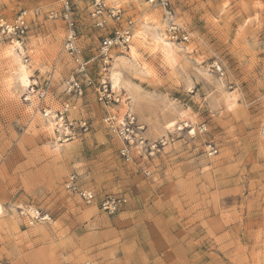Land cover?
Wrapping results in <instances>:
<instances>
[{
  "label": "rangeland",
  "instance_id": "rangeland-1",
  "mask_svg": "<svg viewBox=\"0 0 264 264\" xmlns=\"http://www.w3.org/2000/svg\"><path fill=\"white\" fill-rule=\"evenodd\" d=\"M70 2L82 57L92 59L117 24L104 18L99 28L91 0ZM104 2L132 29L143 14L157 20L154 31L176 54L165 64L159 51L140 50L154 74L124 70L141 110L123 103L145 141L128 159L103 122L108 113L121 121L123 105L63 90L75 63L65 23L50 16L61 2L0 0V20L23 23L15 48L32 66L34 89L19 87L4 55L16 43L0 37V264H264V0H169L170 16L148 0ZM65 104L75 124L69 141L39 111ZM72 175L95 203L65 189ZM107 196L126 200L115 216L99 208ZM35 212L47 218L31 219Z\"/></svg>",
  "mask_w": 264,
  "mask_h": 264
},
{
  "label": "built area",
  "instance_id": "built-area-1",
  "mask_svg": "<svg viewBox=\"0 0 264 264\" xmlns=\"http://www.w3.org/2000/svg\"><path fill=\"white\" fill-rule=\"evenodd\" d=\"M61 2V12L51 13L53 19L60 18L66 25V39L64 43L65 52L75 63L73 74L63 84V90L74 97L81 98L86 91L94 93L96 100L105 107H118L124 105V96L122 91H117L108 77V71L111 67L113 50L123 51L126 50L131 41V27L133 23L127 20L123 24L122 13L118 9L107 8L104 0H91L92 17L97 18L96 26L99 28L104 27L105 19H109L117 24L114 30L104 36L99 44L98 52L92 59H84L81 54V49L77 44L76 23L73 18L72 4L70 0H59ZM153 6L163 8L167 16L171 15L169 7V0H148ZM105 18V19H104ZM177 27L172 23L171 30L176 31ZM24 27L23 23L7 24L0 20V37H9L12 42L17 46H22ZM96 62V63H95ZM96 64L97 74L96 77L91 74L93 66ZM46 97V92L40 90L37 94V100L41 103ZM69 105L65 104L63 107L52 112L47 107L40 106L39 111L44 117L55 121L56 125L62 129L63 137L67 141L74 138L75 124L68 119ZM117 113H108L103 119V122L117 134L118 138L122 141L123 147L120 154L128 159L129 147L134 144L143 145L144 139L140 135L143 127L140 126L135 116L130 110L125 111L122 120L117 119ZM79 127L85 133L88 127L85 122L79 123ZM151 151L155 145L149 147ZM65 189L70 193L77 196L85 204L96 202L95 194L89 190L84 189L77 184L75 175H72L65 182ZM126 203L125 199H117L110 196L104 197L98 202L101 211L110 216H115ZM37 214V215H36ZM47 216L35 215L31 219L44 221Z\"/></svg>",
  "mask_w": 264,
  "mask_h": 264
},
{
  "label": "bare ground",
  "instance_id": "bare-ground-1",
  "mask_svg": "<svg viewBox=\"0 0 264 264\" xmlns=\"http://www.w3.org/2000/svg\"><path fill=\"white\" fill-rule=\"evenodd\" d=\"M140 1L141 0H135V3H139ZM156 27L160 28V25L157 23V20L152 18L150 20L147 16H145V14L141 15V19L138 20V22H136L133 29L131 27L132 29L131 41L128 44L127 50L124 51L123 53L119 51H115V52L112 51L111 53L113 59L111 61V67L109 68L108 71V77L111 80L113 88L117 91H119L121 87L125 88L127 91V95L129 97L127 96L128 98L124 99L125 101L123 102L130 100L131 102L130 101L129 102L132 104V106L136 107L138 111L141 110L140 109L141 106L140 102L142 101L141 94L139 95L135 90V88L125 79L124 70L126 69L131 70L134 68V64H136L139 67V72H143L144 74H147V76L154 74L152 68L146 66L143 63L140 50L147 51L148 53H152V55L155 56L159 51L165 64L171 63L174 60V55H176L173 44L165 37V34H163L161 31L155 32L153 28ZM16 45L17 44L8 46L4 51L6 52V54L4 53V55H7L6 57H9L10 61L15 66V67L12 66V68L13 67L15 68V79L19 87L22 88L23 90L24 89L28 91L31 90L30 92H33L34 89L29 87L28 85L29 83H31V79L33 77L32 69H31L32 66L31 64L29 65L26 64L22 60L21 55L18 52H16V48H15ZM184 47L187 52H190L192 50L189 45H185ZM32 84L36 85L37 83L35 80H33ZM136 89L138 88L136 87ZM143 99H147V98H143ZM130 103L128 104L124 103L122 108L123 113H125V111L127 110H130L131 108L129 107ZM122 116L123 115L120 116V119L122 118ZM45 126H46L45 129L48 133H52V134L54 133L56 127L53 121L51 120L45 121Z\"/></svg>",
  "mask_w": 264,
  "mask_h": 264
}]
</instances>
